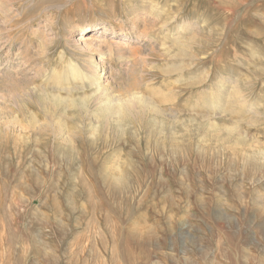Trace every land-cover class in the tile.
I'll list each match as a JSON object with an SVG mask.
<instances>
[{"label": "rangeland", "instance_id": "374dc122", "mask_svg": "<svg viewBox=\"0 0 264 264\" xmlns=\"http://www.w3.org/2000/svg\"><path fill=\"white\" fill-rule=\"evenodd\" d=\"M0 264H264V0H0Z\"/></svg>", "mask_w": 264, "mask_h": 264}, {"label": "bare ground", "instance_id": "6f19581e", "mask_svg": "<svg viewBox=\"0 0 264 264\" xmlns=\"http://www.w3.org/2000/svg\"><path fill=\"white\" fill-rule=\"evenodd\" d=\"M80 29H82V30H81V32L78 33L79 37L78 38L74 37V39H73L74 43L76 45L80 46L82 49H85V50L94 51V52L99 51L98 52L99 56H100L99 61L101 63H103L102 66L106 67V64H104V62H103L104 60H102V58H104L103 54H108L111 57H115V56H119V57H123V58L125 57L119 65L122 70H126V69L131 67V64L129 61L133 58L134 54L139 52V50L129 48L130 49L129 52L125 53L126 50L128 49V47H126L123 44V42L124 41H125V43L127 41L129 42V40H131L132 36L123 34L122 36L125 38V39L121 40L123 42H121V41L120 42H118V41H107V40L105 41V39L101 40L100 38H97V36H90V37L85 36V35L93 32V31H99L100 29H103V27H100L99 25H96V27H94V28L92 26H86V27H83ZM88 31H90V32L88 33ZM126 36H129V37H126ZM114 45H115V47L125 46V48L116 49L114 47ZM126 45H127V43H126ZM94 47L96 48L95 50L93 49ZM97 61H98L97 58L93 57L91 59V61L89 62L90 66H88L86 71H83L82 67H77L75 64L69 65L67 71L65 72L64 79H68L71 77H74V78L84 77V78H86V76H87L88 78H91V80L94 84V87H96L97 90H104L105 86L103 85V82H104L102 80L103 76L98 71V67H100V65L98 67H96V65L94 64ZM126 61H128V63H126ZM93 66H95V69L92 68ZM105 70L106 69H104L103 71L105 72ZM128 70H127V72H128ZM124 73H125V71H124ZM88 75H90V76H88ZM88 78H86V79H88ZM80 80L82 81V79H80ZM59 97H60L59 95L55 96L56 99ZM132 101H134L136 103L141 102L140 104H143V106L145 108L150 107L154 110H159L158 106H156L154 103H152L149 100H145V99L141 98L139 95V96H134L133 98H130V100H120L118 98L117 99L113 98V101L107 100L105 106L101 107V109L99 110L98 113H100V114H113V113H115L118 116H122V115H125L128 113H133L135 111H138L135 109V107H133L130 104V102H132Z\"/></svg>", "mask_w": 264, "mask_h": 264}]
</instances>
